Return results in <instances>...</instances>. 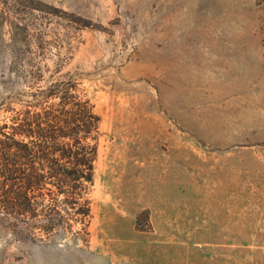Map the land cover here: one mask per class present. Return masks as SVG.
<instances>
[{"label":"rangeland","instance_id":"rangeland-1","mask_svg":"<svg viewBox=\"0 0 264 264\" xmlns=\"http://www.w3.org/2000/svg\"><path fill=\"white\" fill-rule=\"evenodd\" d=\"M63 83L99 118L86 229L0 224V264H264V0H0V118Z\"/></svg>","mask_w":264,"mask_h":264},{"label":"trees","instance_id":"trees-1","mask_svg":"<svg viewBox=\"0 0 264 264\" xmlns=\"http://www.w3.org/2000/svg\"><path fill=\"white\" fill-rule=\"evenodd\" d=\"M48 90L0 118V224L23 241L21 223L49 238L90 217L99 118L75 85Z\"/></svg>","mask_w":264,"mask_h":264}]
</instances>
